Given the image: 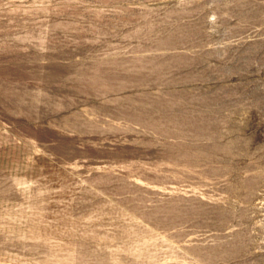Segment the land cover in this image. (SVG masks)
<instances>
[{
	"label": "rangeland",
	"instance_id": "obj_1",
	"mask_svg": "<svg viewBox=\"0 0 264 264\" xmlns=\"http://www.w3.org/2000/svg\"><path fill=\"white\" fill-rule=\"evenodd\" d=\"M0 264H264V0H0Z\"/></svg>",
	"mask_w": 264,
	"mask_h": 264
}]
</instances>
